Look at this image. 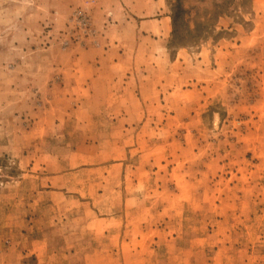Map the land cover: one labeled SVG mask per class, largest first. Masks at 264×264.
<instances>
[{"label": "rangeland", "instance_id": "1", "mask_svg": "<svg viewBox=\"0 0 264 264\" xmlns=\"http://www.w3.org/2000/svg\"><path fill=\"white\" fill-rule=\"evenodd\" d=\"M115 1L0 0V264H264V0Z\"/></svg>", "mask_w": 264, "mask_h": 264}, {"label": "crops", "instance_id": "2", "mask_svg": "<svg viewBox=\"0 0 264 264\" xmlns=\"http://www.w3.org/2000/svg\"><path fill=\"white\" fill-rule=\"evenodd\" d=\"M129 1H131L130 4H128ZM141 5L144 6V14L142 13L143 6H141ZM149 7L152 8L153 10H155L156 6L152 2L147 1V0H125L123 2H121V0H116L115 1V8L116 9H118V8H123V9L129 8V9L132 10L130 15L129 16L127 15V17H128L127 19L130 20V21H128V23L133 21V19H134L136 24H137V27L140 26V28L144 29L145 31H149L154 36L161 35L162 31L164 30V29H162L161 25L162 24L169 25L168 16L162 14V12H161L162 6L160 4L159 7L155 10L156 13L159 12V17H150V18L146 19L145 17H146L147 14L145 13V11ZM144 23H149L150 25L144 27ZM158 37H161V36H158ZM93 69H94L95 75H92V78L100 79L102 77L101 70L104 69V68L102 66H98V67L97 66H93ZM106 69H108V68H106ZM109 69H111V68H109ZM126 71L129 72L130 70L128 69ZM81 84H82V82L78 81V85L76 87L80 88ZM82 86H84V85H82ZM124 101L126 103L128 100H124ZM112 117L115 119L114 116H112ZM131 117H133V116H131V114H123L120 117L116 116V120L117 121H119V120H123L124 121L125 119H129L130 120ZM129 126H131V125H128V127H126L125 124H123L122 128L128 129V130H132ZM108 216L109 217L113 216V213H109Z\"/></svg>", "mask_w": 264, "mask_h": 264}]
</instances>
